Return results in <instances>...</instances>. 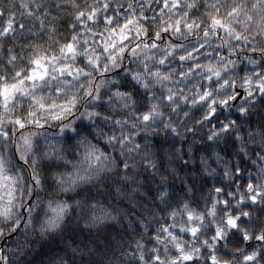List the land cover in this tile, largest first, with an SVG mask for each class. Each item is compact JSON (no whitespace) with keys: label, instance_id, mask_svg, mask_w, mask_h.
<instances>
[{"label":"clouds","instance_id":"9594fccd","mask_svg":"<svg viewBox=\"0 0 264 264\" xmlns=\"http://www.w3.org/2000/svg\"><path fill=\"white\" fill-rule=\"evenodd\" d=\"M0 264H264V0H0Z\"/></svg>","mask_w":264,"mask_h":264}]
</instances>
